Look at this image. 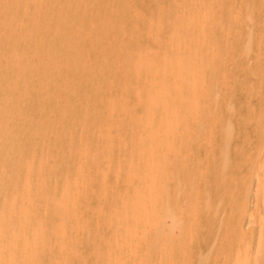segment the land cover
I'll return each mask as SVG.
<instances>
[{
  "label": "bare ground",
  "instance_id": "obj_1",
  "mask_svg": "<svg viewBox=\"0 0 264 264\" xmlns=\"http://www.w3.org/2000/svg\"><path fill=\"white\" fill-rule=\"evenodd\" d=\"M0 264H264V0H0Z\"/></svg>",
  "mask_w": 264,
  "mask_h": 264
},
{
  "label": "rangeland",
  "instance_id": "obj_2",
  "mask_svg": "<svg viewBox=\"0 0 264 264\" xmlns=\"http://www.w3.org/2000/svg\"><path fill=\"white\" fill-rule=\"evenodd\" d=\"M253 102H255V103L257 102V98H256L255 96L253 97ZM253 181H254V182H252V186H253V187H251V189H253V190H251L252 195H250V197H249V204H250V202H252V203H251V206H252V207L255 205L254 203H256V202H255V201H256V199H255L256 196L254 195V194H255V193H254V192H255V188H254V187H255V180H253ZM253 191H254V192H253ZM253 193H254V194H253ZM253 195H254V196H253ZM252 196H253V197H252ZM254 197H255V198H254ZM251 199H252V200H251ZM254 200H255V201H254ZM246 223H247V220H245V227H248Z\"/></svg>",
  "mask_w": 264,
  "mask_h": 264
}]
</instances>
